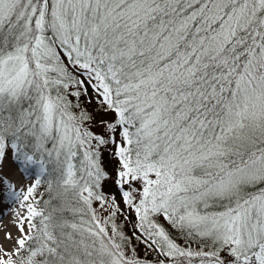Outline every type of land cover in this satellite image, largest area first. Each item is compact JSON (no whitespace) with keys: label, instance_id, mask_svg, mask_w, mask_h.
I'll return each mask as SVG.
<instances>
[{"label":"snow or ice","instance_id":"6c2138e0","mask_svg":"<svg viewBox=\"0 0 264 264\" xmlns=\"http://www.w3.org/2000/svg\"><path fill=\"white\" fill-rule=\"evenodd\" d=\"M0 189V264H264V0H0Z\"/></svg>","mask_w":264,"mask_h":264},{"label":"rangeland","instance_id":"374dc122","mask_svg":"<svg viewBox=\"0 0 264 264\" xmlns=\"http://www.w3.org/2000/svg\"><path fill=\"white\" fill-rule=\"evenodd\" d=\"M70 99H74L75 100V98H73V97H70ZM81 103H82V106H84L86 104L90 105V106H95V102L94 101H93L92 104H88L85 101L84 97H81ZM101 118L112 119L113 117H112L111 114H109L107 117H101V116H97L96 117L97 120H99ZM93 131L102 132L103 129L100 128L99 126H95V127H93ZM103 163H104L105 170L109 173V176H110V179L104 181V183H103V191L105 193L111 194L113 192H116L115 185H114V179H115V168L117 167V163H116L115 158L110 154V152L108 150L104 151ZM32 183H33V181L31 179H28L24 183V188H26L27 186L31 185ZM41 191H42V187L37 190L36 197H35L36 199L39 198V194L41 193ZM116 195H117V200H119L120 199L119 193H116ZM31 202H32V199H30L26 203H31ZM92 207L97 210L98 214L102 218L107 215V212L103 211L100 208L99 202L93 201ZM121 207L122 208L124 207L122 202H121ZM131 216H132L131 222L125 220L123 216H122V218H123V220L125 221L126 225L129 228V231H130V234H131V238H133L135 240V242H133V244L135 243L136 247H135V249L133 251V248L128 246V249H126V252H127V254L129 256H137L142 261L153 262V264H154L155 261H157L158 259L163 258V257L158 256V254L156 252L146 248L145 244L142 243L140 238H139V233H137L135 236L133 235V231H134L133 223L135 222V217H134V214H131ZM181 239H180V237L177 239V243L181 247H189L190 246L194 251L195 250H199L202 247V245L199 242H196L194 240L193 241L195 242V244L189 243V242L186 243L185 237L182 239L183 241ZM204 250H207V248H205ZM194 264H195V262H194Z\"/></svg>","mask_w":264,"mask_h":264},{"label":"bare ground","instance_id":"6f19581e","mask_svg":"<svg viewBox=\"0 0 264 264\" xmlns=\"http://www.w3.org/2000/svg\"><path fill=\"white\" fill-rule=\"evenodd\" d=\"M4 176L10 180L17 189L24 188L25 177L15 169L14 165L7 163L4 167ZM2 191V189H0ZM26 202L13 201L11 198L0 196V252L7 250L11 252L16 240L20 237L19 223L22 217L27 215ZM25 232L28 231L27 221L25 220ZM11 234V239H8Z\"/></svg>","mask_w":264,"mask_h":264},{"label":"trees","instance_id":"16d2710c","mask_svg":"<svg viewBox=\"0 0 264 264\" xmlns=\"http://www.w3.org/2000/svg\"><path fill=\"white\" fill-rule=\"evenodd\" d=\"M74 100V99H73ZM83 107H85V108H87L88 109V111L89 112H93V110H94V108H95V106H90V105H84ZM48 197H47V195L45 194V190H44V188L42 187V191H41V193L39 194V198H37V200H40V199H44V200H46ZM107 216V215H106ZM116 223L117 224H119L120 225V228H121V230H122V232H123V234H124V236L126 237V238H128V240H127V248L126 249H128V246L129 247H132L133 249H135V243L133 244V242H135V240L133 239V238H131V234H130V231H129V228H128V226L126 225V223H125V221L123 220V218H122V216H117V218H116ZM165 227L168 229V231H169V233L172 235V237L175 239V241L177 242V239L180 237V239L182 238H184V236L180 233V232H178V231H176V230H174V229H172L170 226H168L167 224H165ZM181 239V240H182ZM183 241V240H182ZM195 241V240H194ZM193 240H190V239H186V243L187 242H189V243H193V244H195V242H194ZM185 242V241H184ZM197 242V241H196Z\"/></svg>","mask_w":264,"mask_h":264}]
</instances>
